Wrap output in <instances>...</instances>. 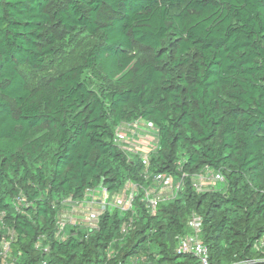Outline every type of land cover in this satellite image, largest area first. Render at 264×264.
<instances>
[{
    "label": "trees",
    "instance_id": "obj_1",
    "mask_svg": "<svg viewBox=\"0 0 264 264\" xmlns=\"http://www.w3.org/2000/svg\"><path fill=\"white\" fill-rule=\"evenodd\" d=\"M137 121L146 161L116 141ZM152 177L182 188L55 239L61 201ZM191 214L209 264H264V0H0V264H200Z\"/></svg>",
    "mask_w": 264,
    "mask_h": 264
},
{
    "label": "rangeland",
    "instance_id": "obj_2",
    "mask_svg": "<svg viewBox=\"0 0 264 264\" xmlns=\"http://www.w3.org/2000/svg\"><path fill=\"white\" fill-rule=\"evenodd\" d=\"M116 133L117 145L126 154L128 161L138 158L146 161L150 154L155 150V144L152 142V140L156 137V130L151 128L150 124L146 122L137 121L130 124L123 123L116 128ZM199 175L203 176V178L208 176L205 172H202ZM146 183H151V185L148 187L147 185L143 187V185H136L128 181L125 182L123 187L117 193L110 196V203L112 204L114 202V196L118 194H121V196L126 199H133L132 206L136 199H139L140 202L143 203H145L147 199H149L150 202L156 201L158 203H165L168 202L170 198H175L178 194V191H180L182 188L181 187L177 190V186L179 183H181V181L172 178L170 179L169 183L167 182V177L162 179L160 182H157L154 177L146 178L145 184ZM222 187V183L212 184L210 178L204 179L202 183V188L204 190L212 189L213 191H221ZM105 196L106 195L100 186L97 189L87 191L81 199V203L76 208L69 206L67 199L61 201L59 204L58 214H66L68 216L71 215L75 217L78 223L77 226L68 228L65 236L75 233L87 234L88 228L84 225V212H86L89 205L98 202ZM104 201L109 203V196H106ZM20 206L21 205H19V207ZM108 207L109 211H111L112 208L110 206ZM15 209L18 208L15 206ZM94 209L99 211L100 206L96 204Z\"/></svg>",
    "mask_w": 264,
    "mask_h": 264
},
{
    "label": "built area",
    "instance_id": "obj_3",
    "mask_svg": "<svg viewBox=\"0 0 264 264\" xmlns=\"http://www.w3.org/2000/svg\"><path fill=\"white\" fill-rule=\"evenodd\" d=\"M151 128H154L152 125H150ZM117 141V138H116ZM208 175L206 177L203 178V176L200 175H196L193 178V182H194V189L196 192H204V191H208V190H204L202 188V183L204 179H208L210 178V181L212 182V184H220L223 183V178L217 174V173H212L209 172L208 170L205 171ZM166 177L161 178L160 180H156L157 182L161 181L162 179H165ZM170 177H167V182L170 183ZM182 185L181 183H179V185L177 186V190L179 188H181ZM98 188V187H97ZM95 188V189H97ZM101 189L104 191V194L106 196H109L108 192L103 189L101 187ZM94 190V189H92ZM90 191V190H88ZM114 195V194H112ZM106 196L104 198H106ZM113 197V196H112ZM104 198H102L101 200H99L96 203H92L91 205H89V207L87 208L86 212H84V225L88 228V232L94 230L97 227V223L99 220L100 215L105 212L106 210L109 211V207L110 206L112 208L111 211L117 210L120 212H127L129 210H131L132 207V201L133 199H126L123 196H121V194H118L116 196H114L115 200L114 202L111 204L110 203V199L111 197L109 196V203H107V201H104ZM80 200H73V199H67V202L69 203V206L73 207H77L81 202ZM19 206L20 203H17ZM22 204V203H21ZM99 205L100 206V210L97 211L94 209L95 205ZM146 205V208L148 209V211L153 214L155 212V208L158 204V202L156 201H149V199H147L144 203ZM110 211V212H111ZM77 221L75 219V217L71 216V215H66V214H57L56 217V233H55V239H63L67 236H65L68 228L70 227H75L77 226ZM188 228L190 230V233L188 235H184V236H180L177 238V248H176V252L177 253H181V254H190L193 255L200 264H209V254H208V248L204 245V243L201 240V231H202V219L196 215V214H191L189 220H188ZM131 229V221H128L127 224H124L122 226V230L121 233L122 234H127V232ZM8 244L4 243L2 246V253L3 255H6L7 251H8ZM235 264H253V262L251 261H244L241 263H235Z\"/></svg>",
    "mask_w": 264,
    "mask_h": 264
},
{
    "label": "crops",
    "instance_id": "obj_4",
    "mask_svg": "<svg viewBox=\"0 0 264 264\" xmlns=\"http://www.w3.org/2000/svg\"><path fill=\"white\" fill-rule=\"evenodd\" d=\"M206 173V172H205ZM207 174V173H206ZM223 188V187H222ZM109 194V193H108ZM109 196H111V194H109Z\"/></svg>",
    "mask_w": 264,
    "mask_h": 264
}]
</instances>
